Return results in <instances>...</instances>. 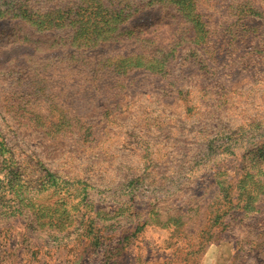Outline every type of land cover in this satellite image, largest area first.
<instances>
[{
	"label": "rangeland",
	"instance_id": "1",
	"mask_svg": "<svg viewBox=\"0 0 264 264\" xmlns=\"http://www.w3.org/2000/svg\"><path fill=\"white\" fill-rule=\"evenodd\" d=\"M0 264H264V0H0Z\"/></svg>",
	"mask_w": 264,
	"mask_h": 264
}]
</instances>
